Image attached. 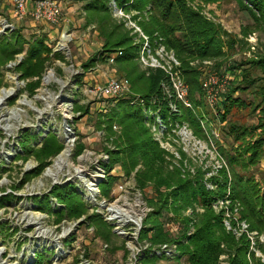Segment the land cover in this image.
<instances>
[{
    "label": "rangeland",
    "instance_id": "374dc122",
    "mask_svg": "<svg viewBox=\"0 0 264 264\" xmlns=\"http://www.w3.org/2000/svg\"><path fill=\"white\" fill-rule=\"evenodd\" d=\"M35 2L36 0H26L28 10L33 8ZM57 2L63 17L69 19L67 24L62 22L53 26L34 22L30 17L19 20L13 0H0V39H9L13 32L28 40L48 35V46L53 53L59 52L63 57L48 60L41 74L30 78H24L19 69L25 60L26 48L9 60L0 61V200H3L0 202V264H186L184 257L177 261L179 249L172 242L179 236L182 228L179 224H175L173 233L169 234L171 242L154 243L150 234L147 237L142 236L144 220L153 207L150 206L151 194L147 193L146 188L140 189L137 184L135 173L140 166L129 177L122 176L123 173H120L117 166L111 174L121 176L114 183H109V172L103 167L109 162L105 149L115 147L107 132L97 127L98 119H102L100 114L107 111L101 109L108 108L109 105L101 102L104 99L95 98L90 90L102 85L109 76L121 78L124 75L109 64L97 65L89 72L82 68L83 63L100 50L101 43L93 25L85 26L82 0ZM188 2L194 10L200 11L206 19L222 28L238 44L233 51H227L224 47L226 55L222 60L196 59L191 63L201 75L205 109H195L189 95L187 96L190 104L187 109L198 116L201 132L196 135L188 127L194 137L201 141V147L195 150L186 147L185 153L188 156L178 160L170 153L171 150L177 149L171 140L168 141L169 146L165 145L166 149L157 143L165 153L168 170L181 167L184 175H194L200 170L204 172V183L209 189L212 179L221 176V172L230 175V169L220 150L234 154L246 144H252L258 137H264V129H259L252 136H247L243 142L235 143L227 134V125L220 121L224 92L236 87L234 78H240L242 70L248 67L245 64L247 61L255 60L264 53V30L256 28L249 14L240 10L234 0L213 3L198 0ZM119 10H113L115 19L124 21L125 27L137 35V43H142L143 36L151 42L141 31L136 20L132 19L137 12L122 11L121 15ZM132 24L138 27L141 33L136 32ZM64 29L70 33V38L62 42L60 38ZM247 29L248 33L244 35L243 32ZM223 40L226 38L223 37ZM151 45L153 49L154 42ZM165 50L173 53L166 48ZM177 61L180 63L178 59ZM137 64L139 71L145 70L140 65L139 58ZM239 64L244 66L231 69ZM212 75L228 80L205 88L204 83H207ZM253 77H261V72H254ZM76 79L81 81L77 82ZM219 85H223V93H220L222 90ZM208 89H212L216 94V101L212 104L208 100ZM132 92L133 96H139ZM130 94L132 95L131 91ZM233 98H239L246 103L254 100L249 91H238L233 94ZM76 105L86 107L88 113L84 115L83 112L75 110ZM198 113H202L203 118H200ZM259 117V110L234 107L227 117V122L251 128L258 124ZM144 126L152 134L151 126L147 123ZM113 131L115 135L111 140L122 134L118 126L113 128ZM49 132L63 149L45 159L43 169L35 174L40 161L33 152L23 151L22 145L26 143L27 133L36 135L37 138L30 143V148L39 150L42 148L41 140ZM80 144L84 146L83 150L76 155ZM180 151L178 149L179 153ZM236 171L253 179L264 197V156L257 165L244 171ZM65 184L75 186L85 209L82 215L68 216L65 208L67 204L53 193L56 187ZM103 189L107 195L103 193ZM115 206L129 209L132 211L131 216L136 218L142 215L144 208L148 210L136 234L133 232V235H129L132 232L125 231L126 235H119L115 230L116 224L107 221L111 219L109 211L115 210ZM195 207V212L203 211L199 206ZM238 208L240 214L242 208L239 202ZM185 214L190 215V211ZM91 215H98L106 223V231L109 233L107 241L97 232L98 226L91 224L88 219ZM253 241L262 244L259 235L253 236ZM163 244L176 245V254L169 257L156 255L154 250ZM249 251L254 253V261L248 255L252 264H264L263 253L258 249L253 250L250 243ZM150 258L156 260L149 262ZM218 264H229L228 254L220 255Z\"/></svg>",
    "mask_w": 264,
    "mask_h": 264
},
{
    "label": "trees",
    "instance_id": "16d2710c",
    "mask_svg": "<svg viewBox=\"0 0 264 264\" xmlns=\"http://www.w3.org/2000/svg\"><path fill=\"white\" fill-rule=\"evenodd\" d=\"M188 1L193 0H82L85 26L93 25L101 43L100 50L88 58L82 68L89 72L97 65L114 66L117 72L124 75L121 78L128 80L132 93L121 98L101 101L109 106L101 109L107 111L100 114L102 119H98L97 127L107 132L115 147L105 149L109 162L103 167L109 172L111 184L121 176L111 174L117 166L120 173H123L122 176L126 177L140 166L135 173L137 184L140 189L146 188L147 193L151 194L150 206L153 207L144 220L142 236L147 237L150 234L154 243L171 242L169 234L174 225L179 224L182 227L179 236L172 241L179 249L177 261L184 257L186 264H218L219 256L226 253L229 256V264H252L250 257L253 261L255 259L254 253L249 251V240L245 236L236 239L232 233L227 232L223 225L222 212H216L212 204L216 199L225 197L229 191L232 203H240V218L248 223L249 230L256 232V235L264 233V197L260 194V188L253 179L236 171H244L260 162L264 156V137H258L252 144H246L234 154L220 150L230 169V175L223 171L221 176L213 178L211 182L215 189L206 187L204 172L200 170L194 175H184L181 167L168 170L164 151L144 126L148 122L143 109L160 110L165 121L171 118L172 122H185L196 135L201 132L198 116L187 108H181L179 116L169 115L168 105L171 99L164 90V87L170 89L169 76L161 69L147 68L139 71L137 61L141 45L136 41L137 35L125 27L124 21L115 19L113 15L114 9L126 13L137 12L132 19L136 20L141 31L150 38L151 44L154 42L155 45H163L168 51H173L180 61V72L188 86L189 99L194 108L205 109L201 75L191 63L196 59L222 60L226 55L224 47L227 51H233L238 42L218 25L206 19L200 11L194 10ZM198 1L213 3L222 0ZM234 1L240 10L249 14L256 28L264 30V0ZM13 33L9 39H0V61H7L14 55L21 54L26 48L25 60L19 67L24 78L40 75L48 60L63 59L59 52L53 53L48 46V35L28 40L19 33ZM243 33L246 35L248 29ZM223 37L226 40H223ZM245 64L248 67L242 70L240 78H234L236 87L224 92V100L221 102L223 113L220 115V121L227 125V134L235 143L243 142L247 136L264 129V53ZM240 66L244 65L239 64L231 69H239ZM257 71L261 72V77H253V73ZM132 91L134 95L139 96H133ZM238 91H249L254 100L246 103L239 98H233V94ZM135 97H138V100H135ZM234 107L259 110L258 124L245 128L228 123L227 117ZM75 110L83 112L84 115L88 113L86 107L76 105ZM198 114L203 118L202 113ZM115 126L120 127L122 134L111 140L115 135ZM25 138L27 140L22 145L23 151L33 152L40 161L35 174L43 169L45 159L63 149L50 132L41 140L42 148L39 150L30 148V143L37 138L36 135L27 133ZM83 147L82 144L78 146L76 155L81 153ZM180 154L183 159L186 158L182 151ZM53 193L67 204L65 208L68 216L77 217L84 213V206L74 185L56 187ZM103 193L107 195L105 189ZM195 206H199L203 211L195 212ZM187 211H190V215L185 214ZM88 219L93 226H98L97 232L107 241L109 233L106 231V223L98 215H91ZM190 229L193 231L188 234ZM255 245V249L264 255V244ZM39 259L42 260L41 257ZM153 260L156 259L150 258L149 262Z\"/></svg>",
    "mask_w": 264,
    "mask_h": 264
},
{
    "label": "built area",
    "instance_id": "2783aa9c",
    "mask_svg": "<svg viewBox=\"0 0 264 264\" xmlns=\"http://www.w3.org/2000/svg\"><path fill=\"white\" fill-rule=\"evenodd\" d=\"M13 4L16 16L19 20L30 17L34 22H45L53 26L60 25L62 22L64 24L69 22L68 18L63 17L62 9L57 0H36L31 10H28L26 6V0H13ZM114 10L116 11L117 9ZM118 12L123 15L122 10H119ZM132 27L136 32L138 31L141 33L139 28L134 24H132ZM67 38H70V33L68 31H66L65 40ZM140 45L141 48L138 56L140 65L144 69H161L169 76L170 89L164 87L165 92L170 95L169 97L171 99L168 105V113L169 115L179 116L181 114V108H190V104L187 101L188 86L182 79L180 63L177 61L172 52H167L165 50L163 45L157 44L152 49L151 42L145 36H143V41ZM222 80L227 81L228 79L225 77H221L219 79V77L216 75H212L207 80V83H204V87L207 88V86L218 85V82H222ZM219 86L222 90L220 93H223V85ZM90 93H92L97 99H116L128 95L130 93V85L128 80L124 78L109 76V78L106 79L102 85L93 87L90 90ZM207 96L211 104L216 101V94L213 93L212 89L207 90ZM135 100H138V97ZM141 105H143V103H141ZM143 112L147 119V124L151 126L150 129L154 140L161 144L164 149H166L165 145L169 146L168 141L170 140L174 145L177 146L176 150H171L170 152L175 159H181L178 149L188 156L185 153L186 147H190L193 150L201 147V141L194 137L192 131L189 129L186 123L177 121L172 122L171 118H168L167 121H165L161 116L160 110L150 111L144 108ZM114 128H116V126ZM209 189H215V186L211 185ZM229 195L230 192L228 191L225 197L216 199L213 202L212 207L216 212H222L223 225L226 231L232 233L237 238L245 235L249 240L250 247H252L254 250L256 245L253 241V236L256 237L258 235H256V232H251L248 228L247 222L240 218L238 203H232ZM116 207L117 206L114 208ZM124 209L125 208H120V210ZM113 211L114 210L109 211L111 214V219L107 221H109L110 224H116L115 230H117L119 235H126L124 234L125 231H131L132 234L129 235H133V232L136 234L137 230L140 229L141 221L143 218H145L148 212V210L144 208L142 215L140 214V217L136 218L131 216L132 211L129 210L128 211L130 212V215H120V217L116 216ZM122 229L123 231H121ZM191 233L192 230L190 229L188 234ZM259 241L264 244V233L259 235ZM175 251L177 252L176 245L170 246L168 244H163L159 249L154 250V253L156 255L159 254L169 257L176 254Z\"/></svg>",
    "mask_w": 264,
    "mask_h": 264
},
{
    "label": "bare ground",
    "instance_id": "6f19581e",
    "mask_svg": "<svg viewBox=\"0 0 264 264\" xmlns=\"http://www.w3.org/2000/svg\"><path fill=\"white\" fill-rule=\"evenodd\" d=\"M116 209H117V210H114L113 213H115V215H116V216H119V217H120V215H121V216H122V215L125 216V215H127V214L130 213V212L128 211L129 209L120 210V208H119L118 206L116 207ZM119 210H120V211H119Z\"/></svg>",
    "mask_w": 264,
    "mask_h": 264
},
{
    "label": "water",
    "instance_id": "95a60500",
    "mask_svg": "<svg viewBox=\"0 0 264 264\" xmlns=\"http://www.w3.org/2000/svg\"><path fill=\"white\" fill-rule=\"evenodd\" d=\"M65 34H66V29H64L63 31H62V34H61V41L62 42H64L65 41Z\"/></svg>",
    "mask_w": 264,
    "mask_h": 264
}]
</instances>
